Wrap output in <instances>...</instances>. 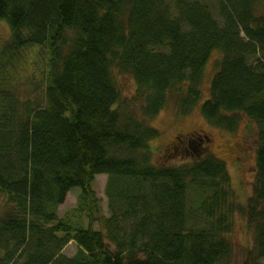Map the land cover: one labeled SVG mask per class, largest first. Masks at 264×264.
<instances>
[{
  "label": "trees",
  "instance_id": "1",
  "mask_svg": "<svg viewBox=\"0 0 264 264\" xmlns=\"http://www.w3.org/2000/svg\"><path fill=\"white\" fill-rule=\"evenodd\" d=\"M0 22L12 33L0 44V264H232L237 215L255 235L243 264H263L264 0H0ZM28 50L45 53L40 100L16 88ZM115 68L135 81L133 96ZM173 96L180 116L199 110L229 135L241 115L257 125L247 204L213 154L154 162L151 122ZM194 137L183 153H197ZM102 175L109 217L93 189ZM73 189L76 206L61 218Z\"/></svg>",
  "mask_w": 264,
  "mask_h": 264
},
{
  "label": "rangeland",
  "instance_id": "2",
  "mask_svg": "<svg viewBox=\"0 0 264 264\" xmlns=\"http://www.w3.org/2000/svg\"><path fill=\"white\" fill-rule=\"evenodd\" d=\"M217 10H214L215 17ZM219 19V18H218ZM12 37L8 24L0 22V44L10 42ZM1 47V45H0ZM24 58L17 64L14 72L16 88L23 98L34 97L40 100L43 96L42 71L46 65L43 61L45 53L41 58L37 50L23 52ZM220 54L215 53L211 57L204 73L201 90L205 98L210 96V85L216 70V62ZM113 76L122 91L124 97H131L136 90L135 81L120 73L118 69H113ZM178 96L170 99L168 107L151 122V126L160 131L161 137L154 141L153 147L156 150L154 162L159 164L165 153L167 164L181 165L183 163H194L205 154H213L223 159L228 165L229 175L232 180V188L235 191L238 202L247 204L253 195L256 181V149L258 145V127L245 116L241 115L242 124L237 134L229 135L223 131L211 128L202 118L199 110L193 114L182 117L178 113ZM201 136L202 142L199 144L197 153L185 154L182 152L186 146L187 138ZM195 138V137H194ZM107 176H97L93 189L97 197L101 200L103 216L109 217V200L106 194ZM80 189H73L69 193L64 205L59 208V217H64L71 212L77 203ZM95 230H100V225L95 224ZM234 248L232 264H243L248 250L254 246L255 235L247 226L243 216L235 217V227L230 235ZM77 245L69 244L63 255L72 258L77 253ZM264 264V261H262Z\"/></svg>",
  "mask_w": 264,
  "mask_h": 264
}]
</instances>
